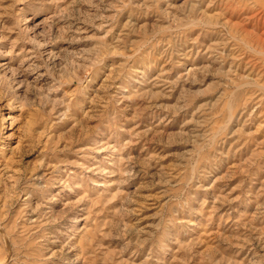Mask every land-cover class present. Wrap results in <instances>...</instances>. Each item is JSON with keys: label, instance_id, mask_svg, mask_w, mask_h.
<instances>
[{"label": "rangeland", "instance_id": "rangeland-1", "mask_svg": "<svg viewBox=\"0 0 264 264\" xmlns=\"http://www.w3.org/2000/svg\"><path fill=\"white\" fill-rule=\"evenodd\" d=\"M1 264H264V0H0Z\"/></svg>", "mask_w": 264, "mask_h": 264}, {"label": "bare ground", "instance_id": "bare-ground-1", "mask_svg": "<svg viewBox=\"0 0 264 264\" xmlns=\"http://www.w3.org/2000/svg\"><path fill=\"white\" fill-rule=\"evenodd\" d=\"M1 264V263H0Z\"/></svg>", "mask_w": 264, "mask_h": 264}]
</instances>
